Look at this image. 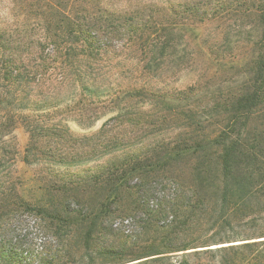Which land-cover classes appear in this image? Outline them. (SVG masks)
I'll return each instance as SVG.
<instances>
[{
	"label": "trees",
	"instance_id": "1",
	"mask_svg": "<svg viewBox=\"0 0 264 264\" xmlns=\"http://www.w3.org/2000/svg\"><path fill=\"white\" fill-rule=\"evenodd\" d=\"M171 11L178 21L163 24L155 21L152 13L139 16L135 11L130 16H117L102 6L101 0H0V83L23 90L45 85L98 92L99 71L113 55L138 60V65L144 64L143 71L151 75L172 71L186 59L178 55L184 37L182 25L193 19L201 24L235 17L243 21L242 30L256 33L247 53L228 56L231 68L238 69L236 81H230L233 84L226 91L216 89L202 95L182 111L186 123L181 137L187 136L180 138L183 144L170 148L155 143L148 149L129 151L105 167L98 177L100 196L95 206L79 195L70 198L75 200L73 209L58 199L27 200L5 187L0 197L4 210L0 213V264H56V258H18L8 236L13 227L26 222L25 217H33L37 231L55 238L68 226L71 231L67 236L82 235L86 248L105 238L108 217L135 221L138 233L134 239L110 234L106 252L117 264L185 250L191 234L188 226L208 198L228 217L264 205V0H192ZM10 15L15 18L13 23L8 22ZM103 38L107 42L102 43ZM112 41L119 46L114 47ZM209 50L211 57L214 50ZM189 93L199 96L196 87L179 92ZM3 96L5 92L0 90V100ZM126 96L157 97L146 86L132 87ZM101 103L99 108L83 107L81 120L95 121L114 108V101ZM99 109L103 110L100 115ZM131 110H126L118 132L113 127L103 130L108 145L119 144L129 133L134 135L128 140L140 135L143 126ZM35 124L36 129L29 131V153L40 131L47 129L41 120ZM186 175L191 176L190 185L182 181ZM159 191L163 195L158 205H147L145 198ZM113 206L114 213H105ZM25 237L21 236V245ZM229 248L241 252L239 256L245 260L257 261L264 256V241ZM164 258L144 262L160 263Z\"/></svg>",
	"mask_w": 264,
	"mask_h": 264
},
{
	"label": "rangeland",
	"instance_id": "2",
	"mask_svg": "<svg viewBox=\"0 0 264 264\" xmlns=\"http://www.w3.org/2000/svg\"><path fill=\"white\" fill-rule=\"evenodd\" d=\"M101 1L102 6L117 16H130L135 11L140 12L139 16L152 13L155 21L166 24L178 21L172 14V7L177 8L192 0ZM14 19L10 15L8 22L13 23ZM242 22L235 17L201 24L194 19L185 21L178 55H185L186 59L179 67L175 66L172 71L168 69L162 75L146 73L142 69L144 64L138 65V60L113 55L111 60L103 62L99 71L98 92L83 90V87L45 85L23 90L18 85L8 87L7 82H1L0 90L5 92V96L0 100V142H3L0 143V197L3 189L10 187L27 200L58 199L73 209L76 208L75 200L70 201V198L79 195L95 206L100 196L98 177L105 167L118 158H124L129 151L148 149L155 143H163L170 148L182 145L180 138L187 137L182 131L186 123L182 111L200 100L202 95L216 89L226 91L233 84L230 81H236L238 69L231 68L229 61L232 58L228 56L247 53L256 35L242 30ZM101 42H107V39L103 38ZM111 44L119 46L116 41ZM209 49L214 50L211 57ZM222 57L228 58L222 61ZM214 76L216 80L212 81ZM141 86L153 90L157 97L141 99L126 96L132 87ZM192 87L198 88V97L193 93L179 94ZM110 101H114L111 105L113 110L92 122L81 120L79 115L83 107L99 108L101 102L108 104ZM128 108L138 118L136 120L143 126V131L138 138L128 140L130 135H134L129 133L119 144L108 145L103 130L113 127L118 132ZM102 112L99 109V115ZM177 112L181 113L178 115ZM39 120L47 129L40 131L29 153L26 151L31 142L29 131L31 127L36 129L35 122ZM181 133H184L183 137ZM182 181L190 185L191 176H184ZM162 195L163 191L155 192L152 197L147 196L145 202L156 207ZM220 208L213 200H205L188 226L191 234L185 250L117 264H145L147 262L144 261L156 257L165 258L160 263L150 264H264V256L257 261L245 260L239 256L241 252L237 254L229 250L230 246L264 241L260 236L264 233V205L241 210L230 217L224 215ZM115 209L113 206L104 211L114 213ZM2 210L0 208V213ZM83 211L87 212L85 208ZM25 218L26 222L13 227L8 236L18 258L24 261L56 258V264H116L106 252L110 234L119 233L132 240L138 233L135 221L108 217L104 222L105 238L99 244L86 248L82 235L67 236L71 231L68 226L64 227L60 238H55L37 231L33 217ZM22 235L26 237L21 245Z\"/></svg>",
	"mask_w": 264,
	"mask_h": 264
}]
</instances>
